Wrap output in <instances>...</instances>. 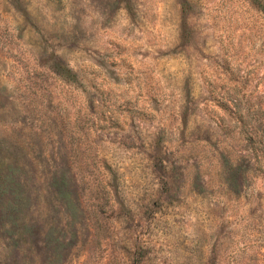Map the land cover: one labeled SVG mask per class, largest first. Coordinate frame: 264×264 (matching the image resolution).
<instances>
[{"label": "rangeland", "instance_id": "374dc122", "mask_svg": "<svg viewBox=\"0 0 264 264\" xmlns=\"http://www.w3.org/2000/svg\"><path fill=\"white\" fill-rule=\"evenodd\" d=\"M14 108L0 264H264V0H0Z\"/></svg>", "mask_w": 264, "mask_h": 264}, {"label": "clouds", "instance_id": "9594fccd", "mask_svg": "<svg viewBox=\"0 0 264 264\" xmlns=\"http://www.w3.org/2000/svg\"><path fill=\"white\" fill-rule=\"evenodd\" d=\"M94 2L97 5H100L101 7L103 6V0H94ZM14 112V119H15V123H12L11 121L8 123L7 127H5V125L0 124V139H4L7 142H9L10 144H12L13 146H15V138L16 137H20V136H24L26 134H28V129L31 127L30 123H29V117L21 110V111H17L15 108L13 109ZM9 137H11V139H9ZM61 164H67V161H61ZM185 168L191 167V165H184ZM96 175H99V173H96ZM166 175L170 177V184H171V188L174 192L179 191L181 185H183L184 181H185V175L184 172L177 170H173L171 168V166H169L168 171L166 172ZM104 180H111L112 181V188L109 189V193L110 195V200L111 203L108 206V214L109 215H120L123 208L122 206L127 203L126 200L121 199L120 197H118L116 194H114V189L117 188V177L114 176H105ZM194 183H199L201 185L207 186V179L206 178H201L199 171L197 170L196 175L193 177ZM127 187V185L125 183H123L121 181V183L119 184V189L120 192L123 193L124 189ZM97 188L99 189V185H97ZM81 190L80 185L77 184H73L72 185V191L73 194L75 195V193L77 191ZM97 199H103L102 194L97 196ZM119 199V202H117ZM101 213H104V206L102 204H97L96 205ZM71 231L73 232H79L80 230L73 227L71 229ZM87 236V232H84V236L83 237H79L81 243L83 242V239L86 238ZM177 238L181 239L182 237H180V234L177 233ZM76 241L73 240H69V243H75ZM121 243V240L119 238H117L114 242H113V246L114 247H118L119 244ZM103 255V258H101ZM109 259V257L106 254H103V250H97L94 256V259L92 260L91 264H106V261Z\"/></svg>", "mask_w": 264, "mask_h": 264}]
</instances>
